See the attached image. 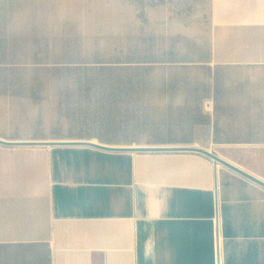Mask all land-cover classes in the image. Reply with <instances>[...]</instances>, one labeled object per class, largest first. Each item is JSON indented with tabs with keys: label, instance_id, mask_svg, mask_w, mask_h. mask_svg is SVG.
Instances as JSON below:
<instances>
[{
	"label": "crops",
	"instance_id": "obj_1",
	"mask_svg": "<svg viewBox=\"0 0 264 264\" xmlns=\"http://www.w3.org/2000/svg\"><path fill=\"white\" fill-rule=\"evenodd\" d=\"M109 2L108 20L127 27L110 35L139 26L158 71L186 78L158 82L204 90L200 119L171 141L104 145L198 147L264 181V0ZM24 4L0 0V139L10 142L32 141L14 136L23 112L9 120L10 102L26 99L24 65L10 76L7 54L32 23ZM0 264H264V187L197 152L0 143Z\"/></svg>",
	"mask_w": 264,
	"mask_h": 264
},
{
	"label": "rangeland",
	"instance_id": "obj_2",
	"mask_svg": "<svg viewBox=\"0 0 264 264\" xmlns=\"http://www.w3.org/2000/svg\"><path fill=\"white\" fill-rule=\"evenodd\" d=\"M15 1L8 0L9 11ZM33 1L28 0L34 33L30 44L10 37L7 46L8 60L12 64L26 49H30L32 57L22 63L32 83V86L26 85L29 88L24 107L14 108L11 102L9 107L10 121L24 113V129L28 132L22 133L24 137L14 136L33 141L159 144L171 141L184 133L190 123L200 119L198 114L203 101L196 97L203 94V84L158 82L186 78L179 75L173 78L172 74L165 77L166 70L158 71L159 62L147 52V39L152 40L141 35L139 26L133 34L110 35L116 30L124 33L126 22L110 18L102 28L100 20L91 19L102 9L114 13V4L109 0H63L64 12L70 8L77 11L82 17L79 20H60V14L56 16L53 12L43 14V4H54L55 0ZM59 20L68 32L58 37L47 35L45 30H51ZM79 23L87 25L84 31ZM100 31L103 34L100 35ZM87 40L92 49L87 46L84 49L80 44ZM100 40L106 43L104 51L98 48ZM52 52L67 59L41 58ZM15 68L9 66V70ZM44 76L49 78L45 83L40 82ZM44 87L51 92L45 94Z\"/></svg>",
	"mask_w": 264,
	"mask_h": 264
},
{
	"label": "bare ground",
	"instance_id": "obj_3",
	"mask_svg": "<svg viewBox=\"0 0 264 264\" xmlns=\"http://www.w3.org/2000/svg\"><path fill=\"white\" fill-rule=\"evenodd\" d=\"M62 3V0H55L54 1V4H52V3H49V4H43V14H46V13H52L53 12V14L55 13L56 15H59L60 13H62V12H64L66 9L65 8H63V7H61V4ZM15 4V3H14ZM81 7V6H80ZM89 7V6H88ZM69 8V7H68ZM14 10L15 11H17L18 9H16V8H14ZM13 11V10H12ZM23 11L25 12V15H29L28 13H32V11H31V6H30V4H29V2H28V0H25V4H24V8H23ZM23 12V13H24ZM68 13H76L77 14V11L75 12V11H73L71 8L70 9H68V11H67ZM79 12V11H78ZM98 12V11H97ZM109 11L108 10H104V9H102V11H100V13H101V19H100V21H101V27L102 28H105L106 27V22H107V20H108V13ZM12 13V12H11ZM15 14H16V12H15ZM31 15V14H30ZM18 16V15H17ZM25 17V16H24ZM27 17V16H26ZM56 16H54V18H55ZM15 18V17H14ZM44 18V17H43ZM18 19V18H17ZM18 21V20H17ZM16 21V22H17ZM26 21V20H25ZM30 22V21H29ZM29 22H26L25 23V28H24V33L26 34V35H24L25 36V39H24V44H28L29 42H30V39H32V35H34V33L32 32V23H29ZM23 24V23H22ZM80 24V23H79ZM91 28H92V24H90L89 25ZM15 27H16V25H15ZM55 27V28H54ZM58 27V28H57ZM86 27H87V25H84V24H80L79 25V28H82V30L84 31L85 29H86ZM58 29V30H57ZM51 32H52V34L53 35H57V37L58 36H62L63 34H66L68 31H67V29L61 24V22H60V20H59V22L58 23H54L53 24V27H51ZM57 31H61V32H57ZM103 32V31H102ZM101 31H100V35L101 34H103ZM32 33V34H31ZM17 38V37H16ZM30 44V43H29ZM80 44H82V46L84 47V49H85V47L87 46L88 47V49H90L91 47V42H90V40L88 41L87 40V43H85V44H83V43H80ZM87 44V45H86ZM105 45H106V43L104 42L103 43V41L102 40H100L99 41V44H98V48H99V50L100 51H104L105 50ZM29 46V45H28ZM27 48H29V47H27ZM25 49V48H24ZM92 49V48H91ZM46 54V53H45ZM44 54V55H45ZM45 57V58H44ZM41 58H43V59H45V60H52V61H54L55 59H59V60H66L67 58H64V57H60V56H55L54 55V53L52 52V55H48V54H46L45 56H43V57H41ZM11 59V58H10ZM16 61L15 62H13V64H14V66H16V68L14 69V70H10V73H9V75L10 76H18L19 75V73H18V70H20V69H17V67L19 66V65H21L24 61H28V60H31L32 59V57H31V54H30V49H26L25 50V52L23 53V57L22 58H20V59H18V58H14ZM14 61V60H13ZM9 72V71H8ZM22 75H23V77H24V79H25V84H24V89H25V92L26 91H28V88L29 87H27L26 85H28V86H32V83H30V80H28V77L26 76L27 75V73H26V71H25V69L23 68V71H22ZM49 77L47 76H44L41 80H40V82H43V83H45V81L48 79ZM49 85V84H48ZM27 87V88H26ZM47 87V86H46ZM46 87H44V89H43V92L45 93V94H47V93H49V92H51L49 89H46ZM53 92V91H52ZM28 107H30V105H28ZM27 107V108H28ZM28 132V130L27 129H23V134H26Z\"/></svg>",
	"mask_w": 264,
	"mask_h": 264
},
{
	"label": "water",
	"instance_id": "obj_4",
	"mask_svg": "<svg viewBox=\"0 0 264 264\" xmlns=\"http://www.w3.org/2000/svg\"><path fill=\"white\" fill-rule=\"evenodd\" d=\"M0 143L6 145H32V146H52V145H82L89 146L96 149L106 150V151H130V152H140V151H191L203 154L214 161L215 164H221L225 167L235 171L236 173L254 181L255 183L264 187V181L253 176L252 174L244 171L238 166L226 161L215 153L198 148V147H114L108 146L101 143L87 141V140H66V141H19L10 142L3 141L0 139Z\"/></svg>",
	"mask_w": 264,
	"mask_h": 264
}]
</instances>
